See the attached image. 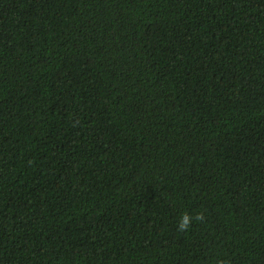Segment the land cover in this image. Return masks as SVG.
Returning a JSON list of instances; mask_svg holds the SVG:
<instances>
[{"label": "trees", "instance_id": "obj_1", "mask_svg": "<svg viewBox=\"0 0 264 264\" xmlns=\"http://www.w3.org/2000/svg\"><path fill=\"white\" fill-rule=\"evenodd\" d=\"M0 264H264V0H0Z\"/></svg>", "mask_w": 264, "mask_h": 264}, {"label": "clouds", "instance_id": "obj_2", "mask_svg": "<svg viewBox=\"0 0 264 264\" xmlns=\"http://www.w3.org/2000/svg\"><path fill=\"white\" fill-rule=\"evenodd\" d=\"M191 217L188 216L187 214L183 215L182 219H181V222L178 226V230L179 231H186L188 228H189V225H190V222H191ZM196 220L198 221H202L204 219V216H203V213L197 215L195 217Z\"/></svg>", "mask_w": 264, "mask_h": 264}]
</instances>
